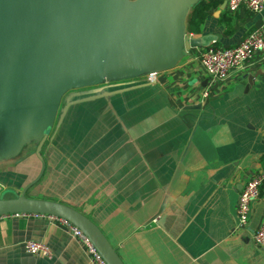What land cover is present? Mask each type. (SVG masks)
Returning a JSON list of instances; mask_svg holds the SVG:
<instances>
[{"label":"crops","instance_id":"0c3cea01","mask_svg":"<svg viewBox=\"0 0 264 264\" xmlns=\"http://www.w3.org/2000/svg\"><path fill=\"white\" fill-rule=\"evenodd\" d=\"M256 29L264 32V9L231 13L220 2L193 37L234 47ZM194 52L170 71L69 95L62 107L129 89L70 106L43 146L44 169L35 147L0 164V198L33 183L29 198L84 213L125 264H264L251 238L264 186L248 229H235L246 181L264 172V54L203 100L209 77ZM26 241L44 243L52 258L28 254ZM0 264L96 263L62 222L17 214L0 217Z\"/></svg>","mask_w":264,"mask_h":264},{"label":"water","instance_id":"95a60500","mask_svg":"<svg viewBox=\"0 0 264 264\" xmlns=\"http://www.w3.org/2000/svg\"><path fill=\"white\" fill-rule=\"evenodd\" d=\"M200 1L0 0V164L22 159L32 146L43 162V146L70 106L129 89L62 107L69 92L170 71L192 49L210 46L214 36L194 38L187 30L189 13ZM32 184L13 199L0 198V217L65 220L89 238L106 264H125L84 213L29 198Z\"/></svg>","mask_w":264,"mask_h":264},{"label":"built area","instance_id":"2783aa9c","mask_svg":"<svg viewBox=\"0 0 264 264\" xmlns=\"http://www.w3.org/2000/svg\"><path fill=\"white\" fill-rule=\"evenodd\" d=\"M225 2L229 12L234 13L245 8L253 13L264 9V0H217ZM193 37V34H189ZM194 57L199 61L203 70L209 77V84L202 94V99L207 100L218 83L228 81L235 72H240L249 67L255 57L264 54V32L256 29L250 32L239 44L234 47H219L212 43L208 47L192 49ZM191 50V51H192ZM190 53V52H189ZM153 76V75H152ZM264 172L250 177L242 189L236 209L235 229L246 231L251 219L252 205L262 196ZM62 222L85 249L89 258L96 264H106L89 238L71 223L53 217ZM257 248H264V217L259 227L251 235ZM25 251L33 256L52 258L51 249L42 242L26 241Z\"/></svg>","mask_w":264,"mask_h":264},{"label":"trees","instance_id":"16d2710c","mask_svg":"<svg viewBox=\"0 0 264 264\" xmlns=\"http://www.w3.org/2000/svg\"><path fill=\"white\" fill-rule=\"evenodd\" d=\"M222 1L217 0H201L196 6L192 8L189 13L187 20V30L188 33L198 35L200 33V27L204 23L206 17L208 16L209 11L212 8L218 6V4ZM34 150V146L30 148ZM264 186V182L262 188Z\"/></svg>","mask_w":264,"mask_h":264},{"label":"rangeland","instance_id":"374dc122","mask_svg":"<svg viewBox=\"0 0 264 264\" xmlns=\"http://www.w3.org/2000/svg\"><path fill=\"white\" fill-rule=\"evenodd\" d=\"M102 86H103V85H102ZM100 87H101V86H97V87H91V88H85V89H80V90H74V91H71V92H69V93L65 96L63 102H65V100H67V97H68L69 95H72V94H75V93L79 94V93H87V92H90V91H96V90L99 89ZM3 197H5V196H3Z\"/></svg>","mask_w":264,"mask_h":264}]
</instances>
